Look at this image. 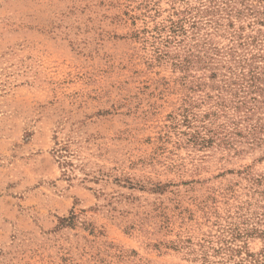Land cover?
<instances>
[{
    "label": "rangeland",
    "instance_id": "374dc122",
    "mask_svg": "<svg viewBox=\"0 0 264 264\" xmlns=\"http://www.w3.org/2000/svg\"><path fill=\"white\" fill-rule=\"evenodd\" d=\"M254 68L264 0H0V264H264Z\"/></svg>",
    "mask_w": 264,
    "mask_h": 264
},
{
    "label": "trees",
    "instance_id": "16d2710c",
    "mask_svg": "<svg viewBox=\"0 0 264 264\" xmlns=\"http://www.w3.org/2000/svg\"><path fill=\"white\" fill-rule=\"evenodd\" d=\"M258 68H254L252 70H250V72L248 73H243V76L241 77L242 79H240L241 81H231L228 82L226 84H228L229 88H233L231 87V85H238V89L242 90V91H246L247 95H258L259 97H263V93H264V70L262 71H257ZM221 97V96H220ZM259 97H251V99H249V101H244V100H239L240 104L235 106V110L236 111H240L242 108H246V114H242L245 119H249V114L248 113H252L255 111V107L257 106V104H253V103H258L261 102L259 101ZM246 121V120H245ZM236 123V122H235ZM261 128L259 129V127L257 126H251L248 130H247V134L253 136L255 139H261L260 137L258 138L259 133L261 132ZM241 130L239 129V123L235 124V127L232 128V133L237 134V135H242V133L240 132ZM246 136V135H245ZM203 142H206V139L203 138L202 140ZM227 141V140H226ZM256 141V140H255Z\"/></svg>",
    "mask_w": 264,
    "mask_h": 264
}]
</instances>
